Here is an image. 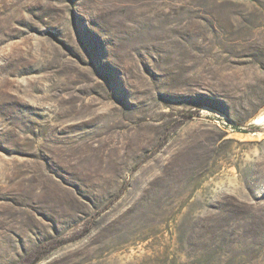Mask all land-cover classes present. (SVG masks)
<instances>
[{
    "label": "rangeland",
    "instance_id": "obj_1",
    "mask_svg": "<svg viewBox=\"0 0 264 264\" xmlns=\"http://www.w3.org/2000/svg\"><path fill=\"white\" fill-rule=\"evenodd\" d=\"M262 114L264 0H0V264H264Z\"/></svg>",
    "mask_w": 264,
    "mask_h": 264
},
{
    "label": "water",
    "instance_id": "obj_2",
    "mask_svg": "<svg viewBox=\"0 0 264 264\" xmlns=\"http://www.w3.org/2000/svg\"><path fill=\"white\" fill-rule=\"evenodd\" d=\"M262 115H264V114H262ZM259 117V116H258ZM226 124H224V126H225ZM250 126L249 127H251V128H253V126L254 127H258V128H261V127H263L264 128V122H263V124L262 125H256V124H253L252 122L249 124ZM230 130H231V132H240V133H244L245 131H246V127H244V126H237V125H232L231 124V128H229ZM247 133H255V131H247Z\"/></svg>",
    "mask_w": 264,
    "mask_h": 264
},
{
    "label": "bare ground",
    "instance_id": "obj_3",
    "mask_svg": "<svg viewBox=\"0 0 264 264\" xmlns=\"http://www.w3.org/2000/svg\"><path fill=\"white\" fill-rule=\"evenodd\" d=\"M263 121H264V116L262 117H258L254 122L253 124H256V125H262L263 124Z\"/></svg>",
    "mask_w": 264,
    "mask_h": 264
}]
</instances>
